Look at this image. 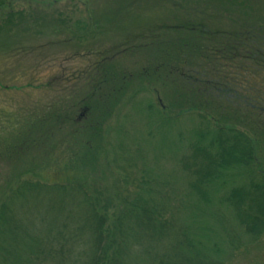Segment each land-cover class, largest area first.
I'll return each instance as SVG.
<instances>
[{"label":"trees","instance_id":"trees-1","mask_svg":"<svg viewBox=\"0 0 264 264\" xmlns=\"http://www.w3.org/2000/svg\"><path fill=\"white\" fill-rule=\"evenodd\" d=\"M15 1L0 0V16L24 18V11L12 12ZM211 1L213 9H193L147 35L163 54L138 74L112 77L103 65L82 74L95 89L107 84L96 104H83L87 120L75 113L66 116L63 108L45 115L53 116L58 128L68 119L75 133H100L135 77L139 85L146 80L169 84L166 95H174L176 108L160 97L144 118L162 132L185 112L199 117L200 125L189 131L188 151L176 154L183 142L173 145V160L191 179L178 192L183 198L172 202L173 184L171 199L163 200L168 183L148 176L124 193L119 181L100 185L76 171L72 161L65 163L60 178L20 176L0 197V264H230L235 252L260 243L264 167L255 140L241 128L264 127V16L251 0L239 8L235 2ZM168 33L175 35L172 41L165 38ZM111 52L94 53L103 59ZM20 118L25 122L26 116ZM45 122L32 119L19 148L7 140L4 149L11 145L15 155L39 147L41 136L34 132L40 127L49 132Z\"/></svg>","mask_w":264,"mask_h":264},{"label":"rangeland","instance_id":"rangeland-1","mask_svg":"<svg viewBox=\"0 0 264 264\" xmlns=\"http://www.w3.org/2000/svg\"><path fill=\"white\" fill-rule=\"evenodd\" d=\"M222 1L235 2L239 8L244 0ZM249 4L264 16V0H251ZM203 6L215 7L211 0H16L12 12L22 10L24 18L9 19L2 13L0 197L20 176L33 180L60 178L65 163L72 161L76 171L100 185L112 186L119 181L126 193L137 187L139 179L148 176L168 183L162 192L163 200L167 196L171 199L173 184L176 189L172 202L183 198L178 192L181 194L182 187L191 179L173 160V145L183 142L182 151L176 154L188 151L189 131L200 125L199 117L195 111L185 112L173 127L166 126L162 132L154 122L144 118L149 115V106L156 105L160 97L172 109L176 108L174 95H166L171 90L169 84L146 80L139 85L135 77L131 90L117 104L100 133L84 130L75 133L68 119L65 123L61 121L63 127L58 128L53 116L45 115L47 111L59 112L63 108L66 116L75 113V118L82 115L80 120L88 119L83 104H96L107 84L101 83L95 89L86 77L80 78L82 74L102 65V70L112 77L124 72L138 74L145 64L156 62L163 54L160 47L149 44L147 35ZM165 38L172 41L175 35L168 33ZM140 43L146 45L139 47ZM125 47L128 49L124 50ZM107 49L112 52L103 59L95 56L94 52ZM87 77L93 78V73ZM211 110L219 112L217 107ZM23 115L25 122L20 123ZM63 117L60 116L61 120ZM42 118L47 121L42 126L49 132L41 127L34 132L41 136L39 147L15 155L9 151L11 145L8 151L4 149L7 140L19 148L29 122ZM241 129L255 140L257 157L264 167V127L248 125ZM230 264H264V237L259 244L235 252Z\"/></svg>","mask_w":264,"mask_h":264}]
</instances>
